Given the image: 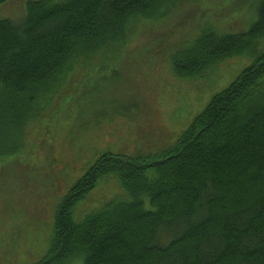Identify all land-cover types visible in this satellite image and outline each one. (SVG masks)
<instances>
[{
  "label": "trees",
  "instance_id": "16d2710c",
  "mask_svg": "<svg viewBox=\"0 0 264 264\" xmlns=\"http://www.w3.org/2000/svg\"><path fill=\"white\" fill-rule=\"evenodd\" d=\"M194 1L29 0L20 21L0 19V158L21 154L25 129L76 66L122 47L135 22ZM254 6L245 31L205 24L173 67L191 77L243 52L255 62L168 151L103 153L60 201L51 245L36 264H264V0ZM111 175L123 195L76 222V205Z\"/></svg>",
  "mask_w": 264,
  "mask_h": 264
},
{
  "label": "rangeland",
  "instance_id": "374dc122",
  "mask_svg": "<svg viewBox=\"0 0 264 264\" xmlns=\"http://www.w3.org/2000/svg\"><path fill=\"white\" fill-rule=\"evenodd\" d=\"M27 1L1 4L0 19L20 21ZM255 1L182 4L169 17L135 22L122 47L102 50L86 69L76 66L45 113L25 129L21 154L0 158V264H36L47 254L60 201L103 153L155 156L175 145L256 56L235 54L191 77L176 74L173 58L205 24L221 32L247 30ZM258 46L264 49L263 39ZM122 191L114 175L100 179L74 208V220Z\"/></svg>",
  "mask_w": 264,
  "mask_h": 264
}]
</instances>
